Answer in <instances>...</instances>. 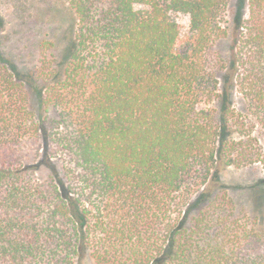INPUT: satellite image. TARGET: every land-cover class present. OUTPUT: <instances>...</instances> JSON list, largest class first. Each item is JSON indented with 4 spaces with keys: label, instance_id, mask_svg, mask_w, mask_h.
I'll use <instances>...</instances> for the list:
<instances>
[{
    "label": "trees",
    "instance_id": "16d2710c",
    "mask_svg": "<svg viewBox=\"0 0 264 264\" xmlns=\"http://www.w3.org/2000/svg\"><path fill=\"white\" fill-rule=\"evenodd\" d=\"M68 2L67 57L44 42L35 76L0 48V264H264V212L220 179L264 170V0L228 61L229 0Z\"/></svg>",
    "mask_w": 264,
    "mask_h": 264
},
{
    "label": "rangeland",
    "instance_id": "374dc122",
    "mask_svg": "<svg viewBox=\"0 0 264 264\" xmlns=\"http://www.w3.org/2000/svg\"><path fill=\"white\" fill-rule=\"evenodd\" d=\"M242 9L243 17L248 14L246 0H229L227 36L220 39L216 49L224 61L230 58L234 40L235 17ZM0 48L2 52L23 72L35 76L43 53V43H51L50 49L57 61L68 56L72 48V27L74 13L68 0H0ZM181 30L187 27V19L179 17ZM229 62H227L228 64ZM221 75V74H220ZM233 80V79H232ZM233 82V83H232ZM220 88L228 91L230 102L236 110L242 109L244 102L237 92L234 81L226 72L220 79ZM30 103L38 110L39 103L32 93ZM220 179L232 199L236 211L260 217L264 212V170L259 165L226 167ZM78 264H93L92 259H83Z\"/></svg>",
    "mask_w": 264,
    "mask_h": 264
}]
</instances>
